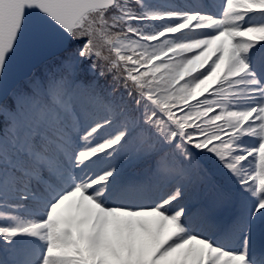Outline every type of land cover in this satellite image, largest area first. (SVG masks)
<instances>
[{
    "label": "snow or ice",
    "instance_id": "6c2138e0",
    "mask_svg": "<svg viewBox=\"0 0 264 264\" xmlns=\"http://www.w3.org/2000/svg\"><path fill=\"white\" fill-rule=\"evenodd\" d=\"M0 264H264V0H0Z\"/></svg>",
    "mask_w": 264,
    "mask_h": 264
},
{
    "label": "trees",
    "instance_id": "16d2710c",
    "mask_svg": "<svg viewBox=\"0 0 264 264\" xmlns=\"http://www.w3.org/2000/svg\"><path fill=\"white\" fill-rule=\"evenodd\" d=\"M216 2H219V0H216Z\"/></svg>",
    "mask_w": 264,
    "mask_h": 264
}]
</instances>
